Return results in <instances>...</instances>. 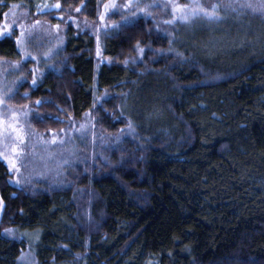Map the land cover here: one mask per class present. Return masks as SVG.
Masks as SVG:
<instances>
[{"label":"trees","instance_id":"trees-1","mask_svg":"<svg viewBox=\"0 0 264 264\" xmlns=\"http://www.w3.org/2000/svg\"><path fill=\"white\" fill-rule=\"evenodd\" d=\"M2 1L10 8L17 5L15 0ZM84 1L54 3L69 9ZM98 9L88 0L83 16L93 20ZM259 21L263 29L258 36L238 35L239 44L225 48H202L187 26L180 27L171 40L145 16L119 24L109 37L118 53L142 57L124 90L111 79H98L101 91L111 93L92 115L98 130L111 140L109 146L70 168L69 177L75 181L71 189L39 185L17 189L1 176L0 196L13 224L25 229L45 227L68 196L74 207L70 223L75 234L54 252L53 264L67 263V256L76 260L86 252L85 245L99 247L100 264H127V257L141 264L162 259L168 243L192 223L190 201L199 193L194 178L234 153L235 126L248 107L264 98V20ZM68 28L55 69L47 74L52 89L40 106L42 116L33 122L40 131L61 130L69 119H80L78 106L88 97L87 87L97 75L90 36L78 34L72 25ZM3 40L0 57L9 59L3 53L9 40ZM224 60L233 65L223 69ZM24 87L22 82L19 90ZM77 205L89 217L82 227ZM256 231L253 239L244 241L248 256L252 245L264 242V227ZM25 250L22 243L0 239V264H19ZM36 256L41 264H50ZM251 256L221 264H264V258Z\"/></svg>","mask_w":264,"mask_h":264},{"label":"rangeland","instance_id":"rangeland-1","mask_svg":"<svg viewBox=\"0 0 264 264\" xmlns=\"http://www.w3.org/2000/svg\"><path fill=\"white\" fill-rule=\"evenodd\" d=\"M15 1L17 5L11 8L8 2H0V39L9 40L3 49L9 59L0 57V177L17 189H36V185L71 189L75 181L69 177L70 168L85 163L98 148L102 151L109 146L111 140L98 130L92 115L95 106L111 93L101 91L98 79H111L117 89L124 90L142 57L118 53L109 37L119 24L145 16L171 40L180 27L187 26L202 48H225L239 44L242 36H258L263 29L259 19L264 20V0H92L99 7L93 20L83 16L88 0L69 9L54 0ZM213 5L218 6L216 20L203 16L187 22L179 19L182 13L200 8L210 11ZM225 5L231 7L225 9ZM174 15L177 20L165 23ZM71 25L78 34L90 36L97 75L87 87L88 97L78 106L80 119H69L61 130L40 131L33 122L42 116L40 106L52 89L47 74L55 69L56 54L64 48ZM232 65L231 61L220 63L223 69ZM22 82L26 87L19 90ZM235 127L234 153L194 178L199 193L190 201L192 223L168 243L162 259L150 258L142 264H221L251 255L264 258V242L252 245L250 256L244 244L245 238L253 239L256 230L264 227V98L248 107ZM70 199L61 200L56 217L45 227L25 229L13 224L11 211L0 196V239L24 244L19 264H41L36 254L53 264L54 252L74 238ZM77 209L82 227L89 217L78 205ZM229 233L234 236H226ZM98 248L85 245L86 252L74 261L67 256L65 264H100ZM129 259L127 264H141Z\"/></svg>","mask_w":264,"mask_h":264},{"label":"snow or ice","instance_id":"snow-or-ice-1","mask_svg":"<svg viewBox=\"0 0 264 264\" xmlns=\"http://www.w3.org/2000/svg\"><path fill=\"white\" fill-rule=\"evenodd\" d=\"M242 7L245 6V5H241ZM247 7H252L251 4H248L246 5ZM55 7L59 8L60 5L59 3H57L55 5ZM225 9H227L228 7H231V5H225L224 6ZM217 8L218 6L217 5H213L211 10L208 11V10H205L203 8H200V11H196V10H193V11H190V12H185V13H182L180 16H179V19L182 20V21H189L190 19H192L193 17H197V16H203L205 19L209 20V21H212V20H216L219 18V12L217 11ZM235 10V9H233ZM77 11H79V9H77ZM175 11V9H174ZM177 20V17L174 15L172 20L170 21H165V23H173V21ZM24 33L22 32L21 35H23ZM172 41H169V43H171ZM142 51V49H141ZM33 83H35V81H33ZM0 103H2V101H0ZM84 125H81V128H83ZM132 127V124H131V121H129V128ZM119 139V137H117V140ZM11 229H5V232H8V233H11Z\"/></svg>","mask_w":264,"mask_h":264}]
</instances>
